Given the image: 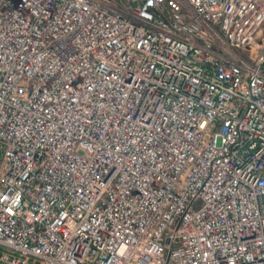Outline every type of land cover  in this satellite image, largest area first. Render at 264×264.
<instances>
[{
  "label": "built area",
  "instance_id": "built-area-1",
  "mask_svg": "<svg viewBox=\"0 0 264 264\" xmlns=\"http://www.w3.org/2000/svg\"><path fill=\"white\" fill-rule=\"evenodd\" d=\"M0 264H264V0H0Z\"/></svg>",
  "mask_w": 264,
  "mask_h": 264
},
{
  "label": "rangeland",
  "instance_id": "rangeland-1",
  "mask_svg": "<svg viewBox=\"0 0 264 264\" xmlns=\"http://www.w3.org/2000/svg\"><path fill=\"white\" fill-rule=\"evenodd\" d=\"M0 161H1V151H0ZM1 163V162H0Z\"/></svg>",
  "mask_w": 264,
  "mask_h": 264
},
{
  "label": "trees",
  "instance_id": "trees-1",
  "mask_svg": "<svg viewBox=\"0 0 264 264\" xmlns=\"http://www.w3.org/2000/svg\"><path fill=\"white\" fill-rule=\"evenodd\" d=\"M1 151V150H0Z\"/></svg>",
  "mask_w": 264,
  "mask_h": 264
}]
</instances>
